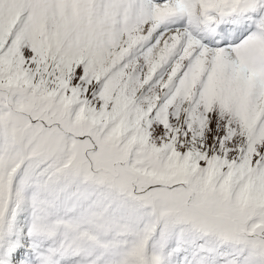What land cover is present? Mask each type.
<instances>
[{
	"label": "snow or ice",
	"instance_id": "6c2138e0",
	"mask_svg": "<svg viewBox=\"0 0 264 264\" xmlns=\"http://www.w3.org/2000/svg\"><path fill=\"white\" fill-rule=\"evenodd\" d=\"M0 264H264V0H0Z\"/></svg>",
	"mask_w": 264,
	"mask_h": 264
}]
</instances>
